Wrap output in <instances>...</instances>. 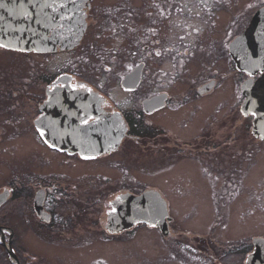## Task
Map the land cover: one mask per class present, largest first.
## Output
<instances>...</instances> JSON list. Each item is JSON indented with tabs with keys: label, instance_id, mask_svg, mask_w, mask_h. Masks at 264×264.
Here are the masks:
<instances>
[{
	"label": "flooded vegetation",
	"instance_id": "flooded-vegetation-1",
	"mask_svg": "<svg viewBox=\"0 0 264 264\" xmlns=\"http://www.w3.org/2000/svg\"><path fill=\"white\" fill-rule=\"evenodd\" d=\"M95 1L59 2L41 49L0 47V264L9 261L7 243L11 264H108L106 252L65 253L80 252L81 241L135 240L145 229L173 240L181 262L222 264L219 242L182 241L172 225L167 236L145 223L125 229L110 225L109 214L125 194L154 190L169 208L197 207L211 193L219 205L247 189L264 139L242 113L241 90L246 81L256 87L264 66L242 73L229 47L264 0H122L106 9ZM243 4L257 7L248 14ZM257 239L264 236L229 252H256Z\"/></svg>",
	"mask_w": 264,
	"mask_h": 264
},
{
	"label": "rangeland",
	"instance_id": "rangeland-1",
	"mask_svg": "<svg viewBox=\"0 0 264 264\" xmlns=\"http://www.w3.org/2000/svg\"><path fill=\"white\" fill-rule=\"evenodd\" d=\"M121 1L122 0H96L95 8L106 9L110 6L119 5ZM235 1L237 2V0ZM132 2L136 6L137 0H132ZM256 2H258V5L260 4V0H257ZM255 7L257 6L254 5L251 7L243 4L240 6L239 11L242 12L245 10L246 13L248 12V14H251L254 12ZM259 146L262 147L259 149ZM259 146L256 149L258 152V164L255 175L252 174V177L251 175L247 177V189L243 190L242 195L239 197L240 200L238 198L236 201L231 203L224 202L219 205H212L210 203L212 200V197L210 199L211 193L208 195V205L205 203L198 205L201 207H192V205H173L171 208H169V227L172 225L174 229H176L178 232H181V236L178 238H180L182 241H184L186 238H193L196 241H207L212 247H215L219 242L220 250H223V252H217L219 254L218 256L221 257V255H225L226 257L223 259L224 262L222 264H232L233 259L235 261H233V264H238L242 260L245 261L248 252H246V255L244 256L245 252L229 251L232 249V247L235 250L238 242H242L243 245H248V238L259 235L264 236V187H262L264 186V146ZM2 159L4 158L2 157ZM135 163V161L129 162V168L131 166L135 167ZM127 177H135V173H130ZM151 179L152 176L145 175V181L147 185H150L149 181H151ZM251 179L255 182V187L252 185L253 187L250 189L251 184H253V182H249ZM163 192L166 193L165 196L167 198L170 197V195L167 194L169 193L168 189L164 188ZM251 193H255L256 196V212L254 217L247 219L249 216L248 210L250 207V204L248 203V196ZM188 197L192 196L189 195ZM240 218L241 221L239 223ZM228 220L230 221L229 223H227ZM217 223H219V225H216ZM138 232L139 234L136 238H134L135 240L131 241H81L84 246H81L80 252H67L65 254L68 257H77L78 254L87 255L94 252H106L105 255L107 256V260H109L108 264H190L187 262H181L184 252H178L179 258L177 257L175 259L172 257L171 252H174L173 250L175 249L173 240L163 241L159 236V238L157 237L154 231H149L148 229L139 230ZM35 245L36 244L33 243V248L30 249L29 252H34ZM18 246L22 249V252L27 251L24 241H22L21 244L19 242ZM58 247L59 246L53 244L43 246L47 252L48 250L52 251L49 253V256L59 260L62 258V252H58ZM7 254L10 263L7 261L6 264H11V260H13V258H11L10 252H7ZM194 255L196 256V254ZM231 256H233V259L229 260V257ZM94 257L96 259H100L97 253H94ZM216 259V257L214 259L208 258V261L205 263L211 264L212 260ZM201 261L204 263V260ZM199 263L202 264V262ZM89 264H92V262ZM193 264L198 263L193 261ZM216 264H220V262H217Z\"/></svg>",
	"mask_w": 264,
	"mask_h": 264
},
{
	"label": "water",
	"instance_id": "water-1",
	"mask_svg": "<svg viewBox=\"0 0 264 264\" xmlns=\"http://www.w3.org/2000/svg\"><path fill=\"white\" fill-rule=\"evenodd\" d=\"M60 1L63 0H0V43L29 50L34 42L45 40L47 30L57 17L56 5ZM231 55L241 71L249 73L255 64L264 66V9L254 16L250 27L233 43ZM243 95V111L256 115L253 133L264 139V76L252 90L243 88ZM117 146L118 143H114L112 149ZM115 209L125 227L144 222L168 235L167 204L157 192L148 191L140 197L124 196ZM254 245L256 252L248 257L246 264H264V241L256 240ZM6 248L11 252L9 247Z\"/></svg>",
	"mask_w": 264,
	"mask_h": 264
},
{
	"label": "snow or ice",
	"instance_id": "snow-or-ice-1",
	"mask_svg": "<svg viewBox=\"0 0 264 264\" xmlns=\"http://www.w3.org/2000/svg\"><path fill=\"white\" fill-rule=\"evenodd\" d=\"M0 47H5V45L0 44ZM78 87H80V88H84L86 91H89V92L91 91V89H87L85 85H78ZM87 122H88L87 120L84 121V123H87ZM95 122H96V118H93V123H95ZM41 135L43 136L44 133L41 132ZM117 199H119V198H117ZM113 210H114V209H113Z\"/></svg>",
	"mask_w": 264,
	"mask_h": 264
}]
</instances>
